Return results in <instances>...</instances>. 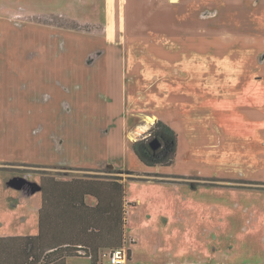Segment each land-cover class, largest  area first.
<instances>
[{"label":"rangeland","instance_id":"rangeland-1","mask_svg":"<svg viewBox=\"0 0 264 264\" xmlns=\"http://www.w3.org/2000/svg\"><path fill=\"white\" fill-rule=\"evenodd\" d=\"M34 1L0 0V18L31 10L33 3L39 4ZM46 2L79 13V22L51 15L32 20L44 22L46 17L47 22L79 25L80 57L106 55V48L110 56L120 53L118 61L132 58L111 65L112 75H125L127 93L112 87L110 123H127L128 142L122 143L121 135H111L112 160L118 167L130 168L121 173L128 180L129 197L136 202L128 218V236L136 244L128 240L125 245L133 246L134 260L120 264H264V0H77L68 7L69 1ZM113 9L112 17L107 10ZM86 62L83 67H94ZM160 77L170 86L150 88ZM31 114L32 123L43 121L44 113ZM173 114L182 115L179 123H184L179 130L180 153L170 166L148 167L129 140L146 135L157 121L155 115L173 119ZM46 115L50 123V113ZM85 119L80 118L77 129L74 121L68 122L70 131L77 134L79 153L87 151V140L105 153L110 123L105 124L101 115L93 122ZM12 123L16 121L5 118L4 102L0 106L1 153H18L21 140L31 160L27 162L55 164L57 152L51 142L59 135L55 124L45 133L46 144L37 143L33 130L31 137L11 135L6 148V126ZM188 123H197L194 135ZM217 124L221 125L217 128ZM210 125L217 130L215 135ZM20 166L19 175L27 171L120 172L112 167L98 172ZM14 168L18 169L0 167L1 235L24 231V224L14 221L22 203L9 207L8 202L11 196L21 201L26 197L7 188ZM103 258V264H114L108 256ZM68 264L91 263L74 257Z\"/></svg>","mask_w":264,"mask_h":264},{"label":"crops","instance_id":"crops-1","mask_svg":"<svg viewBox=\"0 0 264 264\" xmlns=\"http://www.w3.org/2000/svg\"><path fill=\"white\" fill-rule=\"evenodd\" d=\"M58 1L62 5L69 1L67 7L77 2V0ZM31 6V10L13 12L14 14L8 13L7 17L0 18V106L5 102L6 120L16 121V123L6 126L9 137L6 148L10 145L11 135L31 137L33 130L36 133L37 143L46 144L45 133L51 124H55L59 130V135L54 137L51 142L53 143L52 146L55 147H52L53 150L57 152V160L52 165L27 162L31 160L25 155V145L21 140L18 143V153L8 151L1 153L0 150V164H2L0 167H18V169H10L12 173H9L11 178L8 180L9 184H6L7 188L22 192L21 194L26 196L22 201L14 196H11L10 200L8 199V202L11 203L9 207H19L22 203V212L17 211L19 213L14 216V221L24 224V231L21 234H0V236L37 235L40 232L42 221L44 224L59 225L60 232L67 230V227L63 225L64 223L74 224L71 228L73 233L80 231L82 223H87L98 228L103 226L104 228L101 230L104 233L103 245L113 247L120 242V229L117 226L122 220L124 221V241L125 243L128 240L132 241L134 239L128 236V218L136 202L129 197L127 193L128 180L121 173V170L130 168L118 167L117 162L112 160L115 156L112 155L114 146L111 135L113 133L121 135L122 143L128 144L127 123H116V128L113 127V125L116 126L114 123H110L112 87H117L119 91L122 90L127 93L126 77L125 75L122 77V72L118 74L119 76L112 75V62L128 63L127 60L132 58L127 57L123 61L119 58L120 61H118L117 57L120 53L114 52L110 56L108 50H105L106 48L103 49L104 53L107 52L106 55H87L85 59L80 57L78 28L68 24L47 22L46 17L44 22L41 21V18L32 20L33 17L51 15V17L62 16L67 20L79 22V13L64 8L57 2H46V0H39V4L33 3ZM107 11L110 16H114V9ZM86 60L90 61L94 67H83L82 65L87 63ZM96 63H101L102 69H96ZM123 71L125 73L127 68H124ZM161 77L160 79L157 78L150 88L154 89L164 84L170 86V83L165 82ZM161 94L158 93L157 97L160 98ZM181 100L183 101V99ZM34 112L44 113L42 122L32 123L31 120L34 119H32L31 113L34 115ZM47 112L50 113V123L47 121ZM100 115L105 124L110 123V132L108 131L107 136L104 137L105 153L96 149L90 140H87L89 146L87 151L79 153L80 143L77 134L70 131L68 122L73 123L74 121L77 129L80 118H86L85 120L88 121L90 119L93 122ZM155 117V120H163L173 127L180 136V126L184 124L179 123L183 120L182 115L178 117L174 115V120L166 119L160 115H155ZM153 119L154 117H148V120L154 123L155 120ZM175 120L178 121L175 122ZM219 125L221 124H217V128ZM188 126L191 129L190 135H194V128L198 127L197 123H188ZM224 126L228 127L227 125ZM86 127V132L89 133L88 123ZM210 129L213 135L217 133L214 125H210ZM71 130L73 131V129ZM202 135L200 132L199 136ZM136 139L138 138L129 141L133 143ZM179 153L180 148L178 146L177 156ZM101 155H105L106 160H103ZM3 163H8V165ZM25 164L39 165L43 167L42 169L55 167L60 168L61 171L88 168L99 172L104 170L103 168L112 167L117 171L120 170V172L113 175H79L65 172V175H61L43 171H27L19 175L17 170L22 167L20 165ZM51 177L54 178L53 181H50ZM90 179L104 183L89 182ZM92 183L100 192L101 199L103 198L98 208V195L89 190ZM87 231L88 238L91 229ZM94 231L96 232L98 229H94ZM95 232L91 235L98 238ZM131 243L135 245L136 241ZM130 249L132 254L131 259L128 258V262H133V246ZM74 257L84 258L91 264H95L90 257L84 256L68 257L66 264L70 258ZM103 263L104 258L102 257V260L97 264ZM170 263L172 264V261Z\"/></svg>","mask_w":264,"mask_h":264},{"label":"trees","instance_id":"trees-1","mask_svg":"<svg viewBox=\"0 0 264 264\" xmlns=\"http://www.w3.org/2000/svg\"><path fill=\"white\" fill-rule=\"evenodd\" d=\"M79 28V25L74 26ZM158 139L160 146L154 149L151 145L153 139ZM179 146L178 132L163 120H157L148 133L139 137L132 143L133 150L138 158L147 166H170L177 157ZM135 173V171H129ZM54 178L51 177L50 181ZM89 182L104 183L103 181L90 179ZM89 186L95 195H98L99 207L101 194L96 190V185ZM123 189V188H122ZM123 208L121 203V209ZM123 211V210H121ZM122 217V215H121ZM67 230L59 231V225L40 224V232L37 235L26 236H0V264H66L68 257L84 256L90 257L93 263L97 264L102 260L103 254L107 251L123 248L126 243L124 241V221L121 220L120 242L116 246L108 247L103 245V226L99 228L95 225L82 223L80 231L71 232L72 225L63 224ZM88 238V231L90 230ZM98 229V231H94ZM95 232L98 238L91 234ZM132 242H135L132 240ZM129 257L132 254L131 249Z\"/></svg>","mask_w":264,"mask_h":264},{"label":"built area","instance_id":"built-area-1","mask_svg":"<svg viewBox=\"0 0 264 264\" xmlns=\"http://www.w3.org/2000/svg\"><path fill=\"white\" fill-rule=\"evenodd\" d=\"M129 249L126 247L118 248L114 250L107 251L104 255L108 256L112 263L120 264L125 262L129 258Z\"/></svg>","mask_w":264,"mask_h":264},{"label":"water","instance_id":"water-1","mask_svg":"<svg viewBox=\"0 0 264 264\" xmlns=\"http://www.w3.org/2000/svg\"><path fill=\"white\" fill-rule=\"evenodd\" d=\"M152 147L157 148V146L160 145V142L158 139L152 140L151 142Z\"/></svg>","mask_w":264,"mask_h":264},{"label":"flooded vegetation","instance_id":"flooded-vegetation-1","mask_svg":"<svg viewBox=\"0 0 264 264\" xmlns=\"http://www.w3.org/2000/svg\"><path fill=\"white\" fill-rule=\"evenodd\" d=\"M154 148V147H153ZM154 149H156V148H154Z\"/></svg>","mask_w":264,"mask_h":264}]
</instances>
